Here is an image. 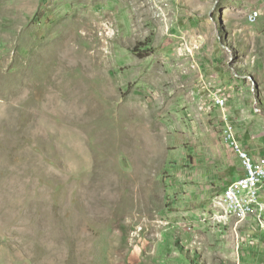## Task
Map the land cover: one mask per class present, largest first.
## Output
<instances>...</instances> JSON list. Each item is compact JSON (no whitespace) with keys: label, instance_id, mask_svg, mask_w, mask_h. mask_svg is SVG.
<instances>
[{"label":"rangeland","instance_id":"rangeland-1","mask_svg":"<svg viewBox=\"0 0 264 264\" xmlns=\"http://www.w3.org/2000/svg\"><path fill=\"white\" fill-rule=\"evenodd\" d=\"M227 121L264 154V0H0V264H264Z\"/></svg>","mask_w":264,"mask_h":264},{"label":"built area","instance_id":"built-area-1","mask_svg":"<svg viewBox=\"0 0 264 264\" xmlns=\"http://www.w3.org/2000/svg\"><path fill=\"white\" fill-rule=\"evenodd\" d=\"M258 17V12L250 15V20L254 21ZM220 105H224V101H217ZM222 140L227 144L241 161L244 174L242 177L230 182L222 191L217 201H225L231 203V211H222L219 219L224 222V213L235 214L237 208L253 210L255 212H263L264 204L259 201L258 190L264 181V156H252L245 150L237 139L234 125L226 122L222 131Z\"/></svg>","mask_w":264,"mask_h":264},{"label":"bare ground","instance_id":"bare-ground-1","mask_svg":"<svg viewBox=\"0 0 264 264\" xmlns=\"http://www.w3.org/2000/svg\"><path fill=\"white\" fill-rule=\"evenodd\" d=\"M215 208L219 211V215H221L222 211H231V203L225 201H217ZM261 213L262 212H255V215L260 216ZM252 215L253 210H246L244 213V208H237L233 216H231V213H224V221L228 222L230 220H234L240 223L244 222Z\"/></svg>","mask_w":264,"mask_h":264},{"label":"crops","instance_id":"crops-1","mask_svg":"<svg viewBox=\"0 0 264 264\" xmlns=\"http://www.w3.org/2000/svg\"><path fill=\"white\" fill-rule=\"evenodd\" d=\"M228 122H230V121H228ZM230 123H232L233 125H234V128H235V132H236V134H237V131H236V126H235V124L233 123V122H230ZM237 139H238V137H237ZM223 141V140H222ZM238 141H239V139H238ZM240 142V141H239ZM223 143H224V141H223ZM225 144V143H224ZM225 145H227V144H225ZM245 150H247L252 156H255V157H258V156H264V154L262 155V154H260V153H253L247 146H245ZM240 161V160H239ZM241 163V162H240ZM243 174H244V171H243V169H242V166L240 167V169H238V173H235V174H233V176H232V178H231V180L228 182V184L230 183V182H232V181H234V180H236V179H238V178H240V177H242L243 176ZM227 184V185H228ZM227 185H225V187L227 186ZM263 185V193H264V181H263V183L260 185V187ZM224 187V188H225ZM259 187V188H260ZM263 195L264 194H260V192H259V190H258V197H259V201L262 203V201H263V199L262 198H264L263 197ZM263 204V203H262ZM235 222L237 225L238 224H240V223H243V222H240V223H238V222H236V221H234V220H230V221H228V222ZM246 221V220H245Z\"/></svg>","mask_w":264,"mask_h":264}]
</instances>
